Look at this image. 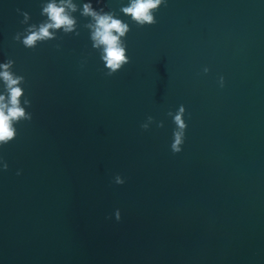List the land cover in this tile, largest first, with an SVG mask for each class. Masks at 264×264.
Instances as JSON below:
<instances>
[{
    "label": "water",
    "instance_id": "water-1",
    "mask_svg": "<svg viewBox=\"0 0 264 264\" xmlns=\"http://www.w3.org/2000/svg\"><path fill=\"white\" fill-rule=\"evenodd\" d=\"M46 2L0 0V63L32 113L0 146V264H264V0H167L144 26L130 0H91L130 26L111 76L88 0H72L74 32L13 39Z\"/></svg>",
    "mask_w": 264,
    "mask_h": 264
},
{
    "label": "clouds",
    "instance_id": "clouds-1",
    "mask_svg": "<svg viewBox=\"0 0 264 264\" xmlns=\"http://www.w3.org/2000/svg\"><path fill=\"white\" fill-rule=\"evenodd\" d=\"M167 0H130L127 6H122L120 11L129 15L131 19L139 26L152 25L157 23L154 12L159 9L162 4H166ZM82 15L91 17L93 23L85 25L91 29L90 39L93 41V48L103 46L101 59L105 67L108 69L107 75L111 76L120 70L125 64L130 62V58L126 55V44L122 40L130 31L128 23L117 18L111 11H104L103 8L97 10L93 7L91 0L83 3ZM77 10V5L72 0H47L42 5V15H46L47 19L37 24H29L23 32H17L13 39L22 42L26 48H35L38 42L56 39L58 30H62L65 34L72 33L77 28L76 18L70 14ZM17 11H21L17 9ZM24 19L21 23L27 24L30 16L28 12L22 13ZM50 29L52 31H50ZM78 34V33H77ZM15 61L11 58L0 63V81L3 82L4 93L0 94V146L6 145L15 139L17 129L15 124L20 121H30L32 113L26 111V106H31V101L24 97V88L21 86L25 82L23 75L16 74L13 71ZM208 71L207 68L204 69ZM224 78H220V84L223 86ZM7 96V99H6ZM23 97V105L21 104ZM185 107L180 105L179 111L175 114L173 121L176 128L173 130V141L171 150L173 153H178L182 150V145L185 140V130L187 123L184 117ZM169 116L172 112L168 113ZM154 118L149 116L147 121H153ZM163 127V121L157 125ZM142 129H148L149 123L141 124ZM2 167L7 170L8 164L0 157ZM19 174V171L17 172ZM116 184H124L125 179L116 174L114 177ZM115 218L121 219L120 210L115 212Z\"/></svg>",
    "mask_w": 264,
    "mask_h": 264
}]
</instances>
